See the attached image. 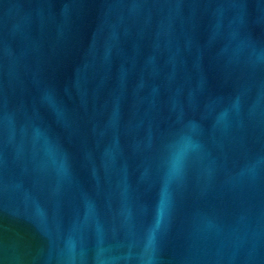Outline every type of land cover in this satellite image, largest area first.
Here are the masks:
<instances>
[{
    "label": "water",
    "instance_id": "obj_1",
    "mask_svg": "<svg viewBox=\"0 0 264 264\" xmlns=\"http://www.w3.org/2000/svg\"><path fill=\"white\" fill-rule=\"evenodd\" d=\"M0 264H264V0H0Z\"/></svg>",
    "mask_w": 264,
    "mask_h": 264
}]
</instances>
